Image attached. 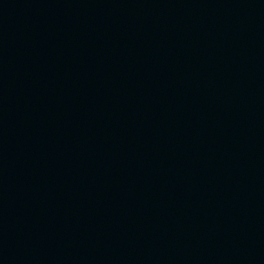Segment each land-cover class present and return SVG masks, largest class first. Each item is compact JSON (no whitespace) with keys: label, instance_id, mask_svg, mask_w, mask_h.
<instances>
[{"label":"water","instance_id":"1","mask_svg":"<svg viewBox=\"0 0 264 264\" xmlns=\"http://www.w3.org/2000/svg\"><path fill=\"white\" fill-rule=\"evenodd\" d=\"M264 191V0H82Z\"/></svg>","mask_w":264,"mask_h":264}]
</instances>
